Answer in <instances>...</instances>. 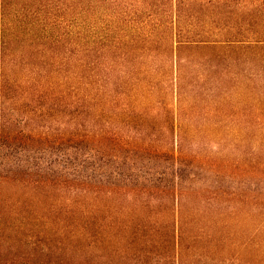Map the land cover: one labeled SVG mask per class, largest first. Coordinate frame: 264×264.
I'll return each instance as SVG.
<instances>
[{
	"label": "rangeland",
	"instance_id": "rangeland-1",
	"mask_svg": "<svg viewBox=\"0 0 264 264\" xmlns=\"http://www.w3.org/2000/svg\"><path fill=\"white\" fill-rule=\"evenodd\" d=\"M76 1L0 0V264H264L260 12L171 47Z\"/></svg>",
	"mask_w": 264,
	"mask_h": 264
},
{
	"label": "trees",
	"instance_id": "trees-1",
	"mask_svg": "<svg viewBox=\"0 0 264 264\" xmlns=\"http://www.w3.org/2000/svg\"><path fill=\"white\" fill-rule=\"evenodd\" d=\"M79 1V2H78ZM78 5L83 11L97 12L99 7L109 10L110 14L132 15L143 18V23L137 26L138 30H145L147 34L154 32L159 22L164 31H169V24L173 29L179 30V34H173L170 38V46L176 45H219L235 44L249 41L243 33L244 24L249 25L250 20L243 18V11L260 12L264 21V0H78ZM82 4V5H80ZM221 12L220 18L214 19L212 13ZM183 18L186 24L182 23ZM260 19V20H261ZM231 22V24L228 22ZM200 26L198 34H191L180 38V30L184 32L186 25L193 23ZM203 23V24H202ZM185 25V26H184ZM168 29V30H167ZM223 30V31H222ZM225 30V31H224ZM188 33V31H187ZM184 35V34H183ZM170 37L171 34H170ZM179 38V39H178ZM245 39V40H242ZM264 43L259 40L256 43ZM4 69V68H3ZM5 70V69H4Z\"/></svg>",
	"mask_w": 264,
	"mask_h": 264
}]
</instances>
